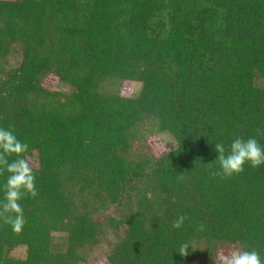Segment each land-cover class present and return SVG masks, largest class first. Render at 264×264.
<instances>
[{
	"label": "trees",
	"instance_id": "1",
	"mask_svg": "<svg viewBox=\"0 0 264 264\" xmlns=\"http://www.w3.org/2000/svg\"><path fill=\"white\" fill-rule=\"evenodd\" d=\"M0 126L38 189L0 264L264 258V165L212 175L215 143L264 145V0H0Z\"/></svg>",
	"mask_w": 264,
	"mask_h": 264
},
{
	"label": "clouds",
	"instance_id": "2",
	"mask_svg": "<svg viewBox=\"0 0 264 264\" xmlns=\"http://www.w3.org/2000/svg\"><path fill=\"white\" fill-rule=\"evenodd\" d=\"M257 133L264 135L259 129ZM214 147L218 153L215 161L219 164V170L213 171V176L229 178L244 172L246 164L252 168L264 165V145L255 136L247 138L237 136L227 148L222 142L215 143ZM28 150L29 145L21 141L13 129L0 126V176L8 174L3 184L4 196L0 201V219L14 231H20L26 223L21 201L28 196L34 198L38 195L34 169L24 155ZM12 156L16 158L9 160ZM209 167L212 165L209 164ZM187 219L189 217L186 214H181L172 222L171 227L180 229ZM205 227V224L200 222L197 230L204 231ZM189 247L193 246L185 242L177 251L181 256H187ZM215 261L216 264H264V258L257 250L242 248H234L227 254L221 253Z\"/></svg>",
	"mask_w": 264,
	"mask_h": 264
},
{
	"label": "rangeland",
	"instance_id": "3",
	"mask_svg": "<svg viewBox=\"0 0 264 264\" xmlns=\"http://www.w3.org/2000/svg\"><path fill=\"white\" fill-rule=\"evenodd\" d=\"M137 87L133 86V85H125L123 87V92L125 94H132L134 93V91L136 90ZM173 141V140H172ZM150 143L152 144V147L154 148L155 151L157 152H163L165 150L164 146H162L159 142L158 139H153L150 141ZM172 143V142H171ZM173 144H174V141H173ZM16 255L20 254V251L19 252H15ZM103 261V260H102ZM100 262L98 264H104L103 262Z\"/></svg>",
	"mask_w": 264,
	"mask_h": 264
}]
</instances>
